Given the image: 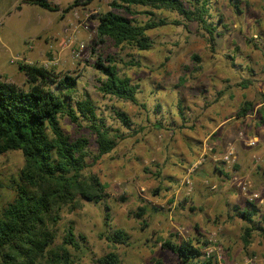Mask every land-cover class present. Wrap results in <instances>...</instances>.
I'll return each mask as SVG.
<instances>
[{"label": "rangeland", "instance_id": "1", "mask_svg": "<svg viewBox=\"0 0 264 264\" xmlns=\"http://www.w3.org/2000/svg\"><path fill=\"white\" fill-rule=\"evenodd\" d=\"M50 1L61 10L74 2ZM113 1L95 0L88 7H77L65 14L40 7L21 10V2L18 9L0 13L2 81L28 91L30 84L19 64L76 77L74 100L90 98L107 125L120 129L126 136L112 153L94 162L96 137L84 123L79 126L68 119L61 120L70 139L87 138L90 142L85 175L98 177L107 186L109 197L99 205L79 200L78 208H64L61 220L50 226L57 235V244L73 227L76 236L87 239L82 250L70 249L76 264H97L98 259L110 253L118 256L119 264H182L161 244H178L199 237L215 247V257H221L217 264H244L249 259L264 264V238L255 234L246 244L245 223L235 212L236 208H250L235 183L236 178H242L250 181L252 191L260 194L262 203L255 205L264 215V135L256 146H248L252 149L245 156L237 155L235 166L226 167L206 158L192 172L193 165L203 156L204 144L210 143L216 154L222 151L213 136L204 144L193 139L198 138L196 134L205 133L200 125L212 116L216 118L220 111L227 113V108H222L225 103L234 111L239 100L246 101L255 92L257 83L264 85V55L255 46L263 49L259 44L264 43V0H211L210 22L221 34L213 49L209 34L199 23H188L173 12L135 8L134 14L127 16L139 24L162 19L170 24L147 33L153 49L144 52L129 46L117 47L110 40L97 46L96 18L111 11ZM188 2L185 5L190 7ZM177 21L182 25L173 24ZM99 54L115 56L121 75L141 86L140 106L99 93L102 76L94 67ZM244 80L253 85L247 89L239 87ZM216 100H220L218 104ZM181 104L183 115L179 110ZM116 110L130 117L133 130L120 124L113 113ZM256 120H260L258 126L264 130V118ZM159 122L164 127L157 129ZM254 129L258 128L248 126L241 132L246 139H254L259 137ZM235 141L232 143L236 144ZM235 149L237 153V146ZM207 154L211 156L210 152ZM24 165L21 152L0 157V214L15 198L12 181L18 179ZM215 166L224 175L218 174ZM189 177L193 190L186 195L188 190L182 183ZM107 214L111 215V232L123 229L131 236L129 246L113 245L106 240ZM77 241L82 243L79 238Z\"/></svg>", "mask_w": 264, "mask_h": 264}, {"label": "trees", "instance_id": "2", "mask_svg": "<svg viewBox=\"0 0 264 264\" xmlns=\"http://www.w3.org/2000/svg\"><path fill=\"white\" fill-rule=\"evenodd\" d=\"M94 2L74 0L63 10L50 0H23L22 5L65 14ZM185 2L188 1L114 0L112 10L96 18L97 46L110 40L117 47L129 46L142 52L153 49V41L147 33L170 24L162 19L142 25L127 16L133 15L135 8H146L173 12L188 23H199L209 34V44L213 49L221 34L218 33L219 28L210 22L213 19L211 0H193V3L188 2L190 7ZM233 7L239 10L238 5L233 4ZM219 21L222 22L223 18ZM173 24L182 25L178 21ZM94 67L102 76L98 86L101 95L140 106L138 95L141 86L121 75L115 56L97 55ZM19 68L28 78V91L2 81L0 77V157L9 152H21L25 158L18 179L12 181L15 198L0 214V264H76L70 249L82 250L87 239L83 235L76 236L74 228L70 227L63 242L58 245L57 235L50 226L61 220L60 212L64 208H78L79 200L99 205L109 196L107 186L98 177L85 175L89 167L90 142L87 138L70 139L62 128L61 120L68 119L79 126L84 123L96 137L98 149L93 157L94 162L112 153L126 136L120 129L107 125L90 98L74 100L72 95L78 85L76 77L61 76L55 70L35 65L19 64ZM238 85L247 89L252 83L244 80ZM219 96H223V93L220 92ZM179 110L183 115V104L179 105ZM253 110L252 103L246 102L239 115L246 116ZM113 113L126 130H133V122L126 113L117 110ZM157 125V129L164 127L160 122ZM157 175H161V172ZM249 206L235 209L245 223L243 239L246 244L255 234L264 238V215L255 204ZM141 212L144 213V210L141 209ZM104 225L107 229L104 237L108 242L130 245L131 236L125 230L110 231V214L106 215ZM209 246L208 241L199 237L178 244L171 241L161 244L163 249L175 254L182 264H217L214 255L208 257L204 252ZM119 263L115 253L97 260V264Z\"/></svg>", "mask_w": 264, "mask_h": 264}, {"label": "crops", "instance_id": "3", "mask_svg": "<svg viewBox=\"0 0 264 264\" xmlns=\"http://www.w3.org/2000/svg\"><path fill=\"white\" fill-rule=\"evenodd\" d=\"M21 2H22V0H0V13L3 12L4 14H6L10 10H12L13 8L18 9V6L21 4ZM27 6L31 7V8L36 7V6H31V5H23V7L21 6V10ZM64 20H66V19H64ZM66 22H68V21H66ZM262 41H263V39H262ZM259 45H261V48H263V49H260L259 46L255 45L256 49L259 52H261L262 55H264V43L259 44ZM11 62H12V60L10 61V63ZM255 88H256L255 92L251 93L247 97L246 101L239 100L238 105L236 106L234 111H231L230 107H226V106H228V103H225L224 104L225 106L222 108L223 109L227 108V110H228L227 113H226V110H223L222 112L220 111L219 113H217L219 115L216 114V118H214L213 116L212 117L210 116L211 120H208L206 124H203V125L199 124L200 125L199 129L201 130L203 128V131H205V133H202V134L198 133V134H196L198 136V138L193 137V139L199 143L204 144V143L208 142V140L213 136L216 140L215 145H217V146L219 145L221 150H222L221 153L216 154L214 147H212L210 145V143H207V144H204L203 156L208 155L207 154V148L208 147L210 149H212L211 154H215L217 156L223 154L225 152L226 146L229 143H232L233 140L235 141V139H236V141H235L236 144L235 143L234 144H235V148L237 146V155H239V157H243L252 148H249L247 146L246 142L244 144L243 142H241L238 139L239 132L246 130L247 127L249 126V128H252V127L258 128L256 130L254 129L255 131L253 130L255 132V134H259V137L256 136V137H254V139L258 140L261 138L260 137L261 135H264L263 128H261V126H258L259 125L258 123H260V120H256V118H259V119L264 118V112L259 111V110H262L264 108V85L262 86V83H257ZM256 96H257V98H256ZM230 97H232V95H230ZM219 101L220 100H217V101H215V103L218 104ZM246 102L252 103L254 110L251 111L246 116H241V115H239V113L241 112V110H242V108ZM254 119L256 121H254ZM252 121H254V123H252ZM251 132H252V130H251ZM199 135H201V136L199 137ZM189 137H192V136H189ZM208 158L209 157L207 156V159ZM209 159L211 161H213L211 158H209ZM215 171L220 175H224L222 169L219 167L215 166Z\"/></svg>", "mask_w": 264, "mask_h": 264}, {"label": "built area", "instance_id": "4", "mask_svg": "<svg viewBox=\"0 0 264 264\" xmlns=\"http://www.w3.org/2000/svg\"><path fill=\"white\" fill-rule=\"evenodd\" d=\"M11 63L14 64L15 62L12 61ZM239 140L246 142L247 146H249V147L256 146V144L258 143L257 139H249V140L246 139L244 132L239 133ZM208 152H210V154L212 153V149H210L209 147L207 148V153ZM210 157L214 162H221L223 165H226V167L235 166V164L237 163V158H238L237 153H236V149H235V144L229 143L226 146L225 152L223 154H221L219 156H217L215 154H211V156H209V158ZM206 158L207 157L202 156V158L200 160H198V162H196L193 165L192 172H195L197 169H199L200 165H202L206 161ZM235 183H236L237 187L239 188L241 194L243 195V197L245 198V200L247 201L248 204H257V202L262 203V199H261L260 194L252 191V184L250 181H248L246 179H242V178H236ZM182 187H184L185 189L188 190L186 195L191 194V192L193 190V182L190 179V177L186 178L183 181ZM214 189H215V187H214ZM214 243H216V240ZM215 252H216L215 247L213 245H211L210 247H208L206 249L205 254L209 257L211 255H214ZM219 259H221V257L217 258V261ZM244 264H258V261L256 259H249Z\"/></svg>", "mask_w": 264, "mask_h": 264}]
</instances>
